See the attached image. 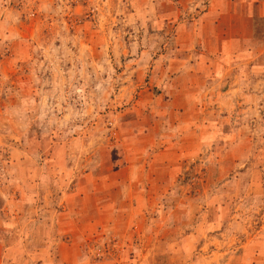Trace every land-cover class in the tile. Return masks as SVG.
<instances>
[{
  "label": "rangeland",
  "instance_id": "rangeland-1",
  "mask_svg": "<svg viewBox=\"0 0 264 264\" xmlns=\"http://www.w3.org/2000/svg\"><path fill=\"white\" fill-rule=\"evenodd\" d=\"M194 1L0 0V264H264V85L249 131L218 139L216 123L217 161L137 148ZM228 3L264 64V0Z\"/></svg>",
  "mask_w": 264,
  "mask_h": 264
},
{
  "label": "crops",
  "instance_id": "crops-1",
  "mask_svg": "<svg viewBox=\"0 0 264 264\" xmlns=\"http://www.w3.org/2000/svg\"><path fill=\"white\" fill-rule=\"evenodd\" d=\"M193 4H203L200 15L190 23L182 22L177 30L189 47L180 50L179 57H169L161 70L165 74L169 72L164 84L169 95L167 109L147 120L148 125L145 124L144 131H140L147 143L145 148L142 143L137 147L146 155H153V146L159 147L157 144L161 143L157 152L162 154L161 163L169 168L185 158V169L200 165L196 162L199 154L204 150L208 152L209 148L211 160H219L214 153L215 137L220 127L216 123L223 121L220 125L225 129L218 139H229L232 135H243L244 130L249 131L250 96H259L261 90L256 86L264 85V64L259 59L252 60L254 56L248 48L250 35L244 32L245 20L238 16L234 18L227 12L232 4L228 0H195ZM234 20L237 24L241 22L240 29L233 28ZM176 65L177 68H173ZM251 86L252 92L256 93H249ZM252 103L257 111L253 120L264 134V106L258 101L252 100ZM153 124L159 127L155 130ZM155 131L159 135L156 136ZM149 145L152 150L147 148ZM241 153L247 156L243 149ZM246 160L233 162L240 170L235 174L249 169ZM207 164L211 165V161ZM235 179L231 175L225 182L234 183ZM242 184H255V181L246 179Z\"/></svg>",
  "mask_w": 264,
  "mask_h": 264
}]
</instances>
